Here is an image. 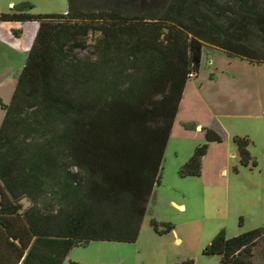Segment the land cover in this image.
<instances>
[{
  "label": "trees",
  "instance_id": "1",
  "mask_svg": "<svg viewBox=\"0 0 264 264\" xmlns=\"http://www.w3.org/2000/svg\"><path fill=\"white\" fill-rule=\"evenodd\" d=\"M74 1L62 14H30V3L0 14L38 23L11 97L0 102V229L16 264H62L90 242L134 243L202 50L264 65V0H152L150 13L130 17L83 14ZM89 30L101 37L94 58L80 59L74 51L86 48ZM202 131L207 143L222 141ZM232 141L239 165L254 166L250 140ZM206 148L194 149L181 176L199 174ZM263 236L264 227L220 231L203 254L253 264Z\"/></svg>",
  "mask_w": 264,
  "mask_h": 264
},
{
  "label": "rangeland",
  "instance_id": "2",
  "mask_svg": "<svg viewBox=\"0 0 264 264\" xmlns=\"http://www.w3.org/2000/svg\"><path fill=\"white\" fill-rule=\"evenodd\" d=\"M151 1L75 0L74 4L83 14L114 10L130 17L150 13ZM20 3H30L32 8L27 12L34 15L62 14L67 8V0H0V14ZM37 24L36 20L0 22L2 103L11 97ZM100 37L99 31L89 30L86 48L76 49L75 55L80 59L94 58V45ZM216 53L210 48L202 50L207 61ZM2 115L0 109V122ZM249 138L248 151L255 165L242 167L238 156L229 155L233 150L230 142L207 143L204 134L182 132L177 120L164 149L159 183L148 199L136 241L90 242L73 247L62 264H218L219 256L203 254L218 232L234 237L264 227V137L251 133ZM202 144L207 148L199 174L181 176L179 170ZM20 203L23 210L30 205L26 199ZM166 225L172 229L166 230ZM253 264H264L261 248L255 250Z\"/></svg>",
  "mask_w": 264,
  "mask_h": 264
},
{
  "label": "crops",
  "instance_id": "3",
  "mask_svg": "<svg viewBox=\"0 0 264 264\" xmlns=\"http://www.w3.org/2000/svg\"><path fill=\"white\" fill-rule=\"evenodd\" d=\"M204 59L201 56L197 75L184 86L171 131L177 120L182 132L204 134L202 129H211L222 137L221 142H230L233 150L229 155L236 157L233 137L250 140L251 133L264 137V65H252L218 52L210 60ZM16 261L14 247L0 229V264Z\"/></svg>",
  "mask_w": 264,
  "mask_h": 264
},
{
  "label": "flooded vegetation",
  "instance_id": "4",
  "mask_svg": "<svg viewBox=\"0 0 264 264\" xmlns=\"http://www.w3.org/2000/svg\"><path fill=\"white\" fill-rule=\"evenodd\" d=\"M136 4L140 6V3L139 2H136Z\"/></svg>",
  "mask_w": 264,
  "mask_h": 264
}]
</instances>
